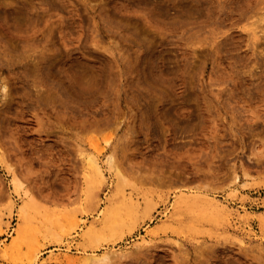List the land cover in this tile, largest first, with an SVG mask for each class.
<instances>
[{
    "label": "rangeland",
    "instance_id": "374dc122",
    "mask_svg": "<svg viewBox=\"0 0 264 264\" xmlns=\"http://www.w3.org/2000/svg\"><path fill=\"white\" fill-rule=\"evenodd\" d=\"M88 155L113 156L139 208L156 202L122 239L116 215L106 229L99 210L130 201L110 196L106 164L93 210ZM181 191L243 204L251 222L172 221ZM27 199L35 219H75L76 232L39 235L19 216ZM0 213V264L35 249L45 264L104 250L108 264H264V0H0ZM92 225L101 247L85 238Z\"/></svg>",
    "mask_w": 264,
    "mask_h": 264
},
{
    "label": "bare ground",
    "instance_id": "6f19581e",
    "mask_svg": "<svg viewBox=\"0 0 264 264\" xmlns=\"http://www.w3.org/2000/svg\"><path fill=\"white\" fill-rule=\"evenodd\" d=\"M254 33H256V32L253 29V34ZM85 160H86V163L88 165V171H87V174L85 175L86 176V180H85L86 181V195H87V200L89 201L88 203H90L92 205L93 210H97L96 208L101 206L102 197L100 195V185L106 179L105 169H104V167H105L104 165H106V164H107L106 166H108V169L114 171V174L116 175L115 191L110 196L113 197V195H117L119 197V200H121L122 202H124V201L126 202L127 200L130 201L129 202L130 204L126 203V206L128 204L127 209L125 208L126 206L125 207L123 206L125 209L123 211H121L118 207H113L112 200L114 198L110 197V198H108L109 204H106V205H108L106 207V209L103 210V208H102L101 210H99V214L104 215L103 220H104V226L106 229H107V227H109V228L112 227V229H113V225L110 226L111 225L110 223H112V222L107 223L106 220L110 216L112 217L113 213H114V216L116 215V222L114 225L118 228L119 233L116 234L114 232L116 234L113 236L114 239L116 236L119 237L118 239H122L127 234L132 233L134 228L136 227V224L138 225L140 223V221H143L145 218H147L148 220L153 218L152 216H153V211L156 209V202H154V201H152V199L148 198L146 201H144L145 205L143 206V208H139V205L137 203L133 202L134 200L132 199V197H130V198L126 197L124 187L126 185H128L130 181L127 183V178H125L126 176H124L122 174V172L120 171V168L115 164V161H114V158L112 155H110L107 158V160H105L106 164H102L100 159L95 155H88L85 158ZM235 179L237 180V177H235ZM22 185H24V184H22L20 182V180L17 179V177H16L13 179V189L12 190H14V192L17 195L24 196L22 193L23 192L22 191ZM236 191H237V189L234 188L233 194H230L231 198L235 197ZM27 192H29V191L24 190V194H27ZM129 194H131V193H129ZM132 196H133V193H132ZM9 199L11 202L10 205H11V207H13L14 206L13 205L14 200H11L10 197H9ZM29 199H30V197H29ZM144 199H146V198H144ZM195 199L199 200V202L191 203V201L195 200ZM31 200L27 199L26 201L23 202V204L21 205L20 210H19V212H20L19 216L24 221H27L28 224L33 222V221H38V224L40 225V227H38V228H40V231H41V234H39V235L43 234L45 237V236H48L47 234H50V236L53 235L55 237V241L60 242L61 239H63L62 237L64 234H69L71 236L72 233L76 232V229H77L76 228V221H78V220L74 221L75 219L71 220V223L68 225H65L64 227L62 226L63 225V223H62L61 224L62 229L58 226V224H59L58 218H56L57 220L55 219V217H50V218L43 217L40 220L35 219L33 217V214H35L36 212L39 213V211H37L36 208H34L36 203L32 206V204L34 202L32 203ZM222 200H224V198ZM242 205L238 206V207H233L229 203H227V202L224 203L223 201H220L219 199H217V195H208L205 193L192 194L190 192L181 191V193H179L177 196H175V201L173 202V206H174L173 209L174 210L171 212L169 217L172 218V221L178 220L180 222L182 214L186 213V214L190 215V214L194 213V214H196V216L195 215H193V216L199 218L197 220H200L201 217L203 218L205 216V218H203V219L211 222L216 227H224L225 226L228 228V227L234 226V224L237 223L239 220L244 221L245 223H248L250 221L252 215L250 213H248V211H247V213H242L243 211L241 209L246 210V208H245L246 206L244 207ZM250 208H251V206H250ZM38 209H40V207ZM118 209H119V211H118ZM195 209H197V211ZM11 211L12 210L10 209L8 216H10ZM4 215H5V213H0V225H1V223L6 222L5 218L3 217ZM166 216H168V214H166ZM191 219H194V217ZM257 219L259 220V226L261 229V236L264 238V214H262V215L259 214ZM191 222H193V221H191ZM203 223H204V221H203ZM186 224H185V227H186ZM30 225H32V224H30ZM191 225H193V224H191ZM6 226L7 227L9 226L8 223H6ZM20 226L21 225H19V227ZM169 226H168V228H169ZM57 227H59L63 233H57L55 231L57 229ZM176 227H177V225H176ZM21 228H22V226H21ZM15 229H17V228H15ZM171 230H173V229H171ZM180 230L181 229L179 228V231ZM59 231L60 230H58V232ZM175 231H176V229H175ZM98 232H99L98 229L92 225L84 233V235L86 234L85 238L87 240L89 239L88 242L92 243L95 247H101L103 245V242L107 241L106 238L103 236V238H104L103 239L101 237L102 235L101 234L99 235ZM110 233H111V231H110ZM226 234L225 235L223 234V235L226 236ZM113 237L111 238L112 240H113ZM65 238H67V237H65ZM108 238L110 239V237H108ZM30 240H31V238H30ZM32 240H33V238H32ZM236 240L238 241V243H240V245L243 246V240H241V239H236ZM144 242H149V241L144 240ZM140 243H141V241H140ZM142 243H143V241H142ZM30 244H32V243L30 242ZM82 244H87V243L84 242ZM38 247H40V246H38ZM41 252L42 251L40 249H35V251H33L31 253V255H29L26 258V260L22 261V264H45V262L41 261V258H40ZM89 253L87 255H84L81 257L79 264H106V263L108 264V262L110 261V258H111V254H112L111 252H109L107 250L106 251L104 250V252H102L98 255H95L94 253L93 254H89ZM82 255H83V253H82ZM78 256H80V255H78ZM2 257H3V255H2ZM4 258H5V255H4ZM46 260H48V259H46Z\"/></svg>",
    "mask_w": 264,
    "mask_h": 264
}]
</instances>
